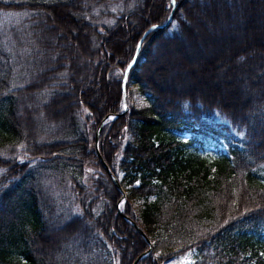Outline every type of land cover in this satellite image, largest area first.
I'll use <instances>...</instances> for the list:
<instances>
[{
  "label": "trees",
  "instance_id": "obj_1",
  "mask_svg": "<svg viewBox=\"0 0 264 264\" xmlns=\"http://www.w3.org/2000/svg\"><path fill=\"white\" fill-rule=\"evenodd\" d=\"M188 250L264 264V0H0V264Z\"/></svg>",
  "mask_w": 264,
  "mask_h": 264
},
{
  "label": "water",
  "instance_id": "obj_2",
  "mask_svg": "<svg viewBox=\"0 0 264 264\" xmlns=\"http://www.w3.org/2000/svg\"><path fill=\"white\" fill-rule=\"evenodd\" d=\"M170 3L173 4V0H170ZM170 16H171V10L169 11V13H168L167 18L165 19V21L162 22V23H160V24H158V26H160V27L165 26V25L169 22V20H170ZM139 45H140V39H139L138 42H137L136 50L138 49ZM135 52H136V51H135ZM134 55H135V53H134ZM128 66H129V64H127V66L125 67V69H124V73H123V76H122V83H121L122 111H121L120 113H122L123 111L126 110V104H125V101H124V94H125V91H124V78H125V75H126V71H127ZM117 114H119V113H117ZM112 115H114V114H106V115H104V116L101 118V120L99 121V123H98V126H97L96 131H95V136H94V147H95L96 150H97L96 143H97V137H98L99 129H100L102 123H103L108 117H110V116H112ZM98 156H99V155H98ZM104 166H105V168L107 169V167H106L105 164H104ZM107 170H108V169H107ZM108 173H109V171H108ZM111 179H112L113 183H114V184H115V185L121 190V188H120V186H119V184H118V182H117V178H115L114 176L111 175ZM122 195H123V194H122ZM122 195H121V197L119 198V201L122 199ZM126 219H128V218H126ZM128 221H130V222L136 227V229L139 231V233L143 235L142 231L139 229V227H137L136 223L133 222V220L128 219ZM149 250H150V248H148L147 251H149ZM139 257H140V255L137 256V257H136V258H135L130 264H135Z\"/></svg>",
  "mask_w": 264,
  "mask_h": 264
},
{
  "label": "rangeland",
  "instance_id": "obj_3",
  "mask_svg": "<svg viewBox=\"0 0 264 264\" xmlns=\"http://www.w3.org/2000/svg\"><path fill=\"white\" fill-rule=\"evenodd\" d=\"M7 15H10L7 13ZM10 17V16H9ZM8 20V18L4 19V21ZM19 83H17L16 85H18ZM131 100L132 102L136 103V104H143L144 103V99L137 95V94H133L131 96ZM107 167V166H106ZM107 170V169H106ZM109 170H107L108 172ZM110 175L111 178V174L110 172L108 173ZM112 180V179H111ZM113 182V181H112ZM130 222V221H129ZM134 222V221H133ZM131 223V222H130ZM132 224V223H131ZM133 225V224H132ZM137 225V224H136ZM134 226V225H133ZM135 227V226H134ZM138 227V226H137ZM136 228V227H135ZM195 259V252L194 250H188L185 253H183L182 255L176 256V257H172L169 258L167 260L162 261L160 264H189L191 263L193 260Z\"/></svg>",
  "mask_w": 264,
  "mask_h": 264
}]
</instances>
